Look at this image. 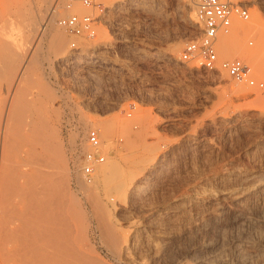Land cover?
I'll list each match as a JSON object with an SVG mask.
<instances>
[{"label": "rangeland", "instance_id": "1", "mask_svg": "<svg viewBox=\"0 0 264 264\" xmlns=\"http://www.w3.org/2000/svg\"><path fill=\"white\" fill-rule=\"evenodd\" d=\"M98 1L107 9L94 24L96 36H75L56 24L65 36L64 48L55 55L42 41L38 61L23 72L42 85L27 84L22 78L18 88L25 85L27 98L45 108L47 123L59 130L69 191L85 215L73 225L74 245L105 264H176L191 246L219 228L207 212L218 205L220 193L264 175V87L236 83L221 69L207 71L197 61L181 59L184 45L199 36L192 4L189 7L184 0ZM247 1L249 19L236 22L247 28L234 39L237 50L226 55L217 52L218 43L234 32V23L215 44L217 58L219 62L242 59L252 78L264 83V0ZM55 13L54 21L71 13L97 16L79 3L65 10L63 0ZM1 36L26 46L20 24L5 26ZM6 80L0 77V131L13 96ZM41 88L47 89L45 96ZM106 124L108 134L99 136ZM90 130L96 131L105 159L87 181L80 166L89 150L86 135ZM114 162L126 172L136 170L141 175L120 200L109 199L97 181L100 169ZM17 164L15 157L9 162L12 168ZM94 198L108 211L106 221L124 239V250L105 242ZM194 220L206 229H196ZM221 230L217 234L227 244L230 232ZM115 251H128L130 260L124 255L117 258ZM188 259L182 263L190 264Z\"/></svg>", "mask_w": 264, "mask_h": 264}, {"label": "bare ground", "instance_id": "2", "mask_svg": "<svg viewBox=\"0 0 264 264\" xmlns=\"http://www.w3.org/2000/svg\"><path fill=\"white\" fill-rule=\"evenodd\" d=\"M60 1H1L0 77L7 79L6 82L8 81L9 84L7 91L11 90L12 92L8 93H13V96L9 110L7 108V120L4 118L6 121L4 120L0 131V240L2 241L0 242V264H105L88 252L80 251L72 241L73 225L75 222L84 220L85 215L78 207L77 198L69 191L67 158L65 159L63 153L62 142H59V130L50 127L44 115L45 108L42 110L41 106H35L36 100L27 98L23 85H20V89L18 88L22 78L27 84L38 82L32 74L24 77L23 72L28 65H35L38 61V49L42 41H46L48 50L55 55L64 48L65 36L56 26L57 20L54 21ZM184 1L189 7L191 6V0ZM72 10L78 12L82 9L73 8ZM188 19L192 24L194 23L191 13L188 14ZM12 23L24 27L25 47L14 39L2 38L4 27ZM246 30V27L234 24V32L218 43L217 52L220 55L234 53L238 48V43L234 39ZM239 88L242 87L239 86ZM41 89L45 96L47 89ZM40 102L42 98H38V103ZM108 131L106 124L99 129L98 134L106 136ZM13 157L18 159V166L13 165L17 168L9 165ZM128 166L131 165L128 164ZM133 172H126L115 162L108 163L100 169L97 181L100 182L109 199L118 197L120 200L119 197L127 194L136 179L141 176L138 171ZM148 177L149 175L146 178ZM220 196L218 205H213L207 212L213 222L216 221L219 224V228H215L214 235L209 233L211 237L201 236L203 239H199L196 246H191L188 254L181 256L176 264L182 263L187 258L190 259V264H264V175H256L252 177L249 184L237 185L232 190L224 189ZM93 204L102 225L105 242L109 246H119L120 250H124L125 245L122 241L124 239H121L122 236L115 232L114 226H110L109 221H106L108 216L106 217L105 213L108 211L102 208L98 198H94ZM226 213L227 217H225ZM194 226L197 227L196 229L200 226L206 229L202 222H195ZM221 229L230 232L227 244L223 235L217 234ZM115 252L117 258L124 255L128 261L130 260L128 251ZM124 257L122 256L123 259Z\"/></svg>", "mask_w": 264, "mask_h": 264}, {"label": "built area", "instance_id": "3", "mask_svg": "<svg viewBox=\"0 0 264 264\" xmlns=\"http://www.w3.org/2000/svg\"><path fill=\"white\" fill-rule=\"evenodd\" d=\"M80 5L92 8L96 17L90 15L69 14L57 19V25L75 36H84L87 39L96 36L94 24L98 22L107 7L98 0H63V8ZM195 22L199 27L197 39L186 43L181 50L183 61L194 60L199 62L207 71L221 69L236 83H245L248 86L264 87V83H257L251 76L250 67L240 58L219 62L215 44L220 35L228 34L237 21H247L250 17L247 0H192ZM74 46V44H72ZM89 148L82 157L80 166L81 175L91 181L95 167L104 162L105 156L101 152V144L96 131L90 130L86 135Z\"/></svg>", "mask_w": 264, "mask_h": 264}]
</instances>
